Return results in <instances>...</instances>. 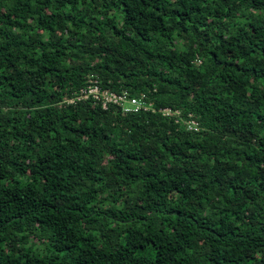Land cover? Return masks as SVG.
Instances as JSON below:
<instances>
[{"label": "trees", "instance_id": "obj_1", "mask_svg": "<svg viewBox=\"0 0 264 264\" xmlns=\"http://www.w3.org/2000/svg\"><path fill=\"white\" fill-rule=\"evenodd\" d=\"M0 264H264V0H0Z\"/></svg>", "mask_w": 264, "mask_h": 264}, {"label": "built area", "instance_id": "obj_2", "mask_svg": "<svg viewBox=\"0 0 264 264\" xmlns=\"http://www.w3.org/2000/svg\"><path fill=\"white\" fill-rule=\"evenodd\" d=\"M70 98L62 99L65 104H71L76 101L90 100L93 104L99 105L102 109L107 104H115L119 107L122 114H131L146 112L152 110V104L142 94L138 98H130L126 91L114 93L109 89H101L97 77L90 75L85 78L84 86L73 91ZM160 114L164 117H178V111L170 108H161ZM187 131H197V125L191 116L182 121Z\"/></svg>", "mask_w": 264, "mask_h": 264}, {"label": "rangeland", "instance_id": "obj_3", "mask_svg": "<svg viewBox=\"0 0 264 264\" xmlns=\"http://www.w3.org/2000/svg\"><path fill=\"white\" fill-rule=\"evenodd\" d=\"M41 254L49 255L50 253H49V251L47 249L43 248L42 251H41Z\"/></svg>", "mask_w": 264, "mask_h": 264}]
</instances>
